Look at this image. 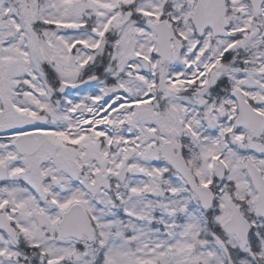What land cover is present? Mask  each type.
<instances>
[{
  "label": "snow or ice",
  "instance_id": "6c2138e0",
  "mask_svg": "<svg viewBox=\"0 0 264 264\" xmlns=\"http://www.w3.org/2000/svg\"><path fill=\"white\" fill-rule=\"evenodd\" d=\"M0 264H264V0H0Z\"/></svg>",
  "mask_w": 264,
  "mask_h": 264
}]
</instances>
